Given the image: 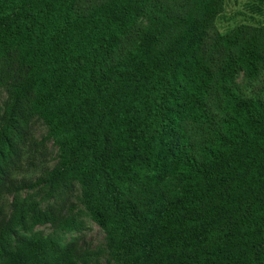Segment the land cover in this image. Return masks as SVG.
Listing matches in <instances>:
<instances>
[{
  "label": "trees",
  "instance_id": "obj_1",
  "mask_svg": "<svg viewBox=\"0 0 264 264\" xmlns=\"http://www.w3.org/2000/svg\"><path fill=\"white\" fill-rule=\"evenodd\" d=\"M226 1L0 0V264H264V0Z\"/></svg>",
  "mask_w": 264,
  "mask_h": 264
},
{
  "label": "rangeland",
  "instance_id": "obj_2",
  "mask_svg": "<svg viewBox=\"0 0 264 264\" xmlns=\"http://www.w3.org/2000/svg\"><path fill=\"white\" fill-rule=\"evenodd\" d=\"M252 4L253 0H227L224 13L217 22L220 32L223 34L229 33L240 24L249 22V17L254 15ZM38 137L40 138L39 134ZM90 226L91 229L87 232V240L90 243L97 244L102 240L103 235L98 226L92 223H90Z\"/></svg>",
  "mask_w": 264,
  "mask_h": 264
}]
</instances>
